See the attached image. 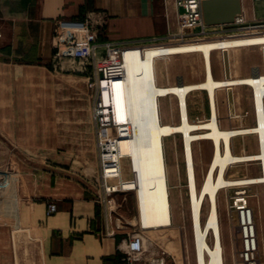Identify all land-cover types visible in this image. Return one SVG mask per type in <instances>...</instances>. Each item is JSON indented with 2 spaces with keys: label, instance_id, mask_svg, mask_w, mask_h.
<instances>
[{
  "label": "crops",
  "instance_id": "0c3cea01",
  "mask_svg": "<svg viewBox=\"0 0 264 264\" xmlns=\"http://www.w3.org/2000/svg\"><path fill=\"white\" fill-rule=\"evenodd\" d=\"M175 2L0 0V170L17 173L13 209H4L6 223L0 224V264H119L133 232L172 252L170 227L148 225L141 231L124 223L121 203L133 194H115V207L104 210L95 179L98 163L86 79L58 69L52 53L56 23L85 15L101 23L100 41L152 44L178 38ZM141 50L137 46L125 52L123 67ZM221 70L222 77L215 79L225 78L222 64ZM124 87L125 93V75ZM141 138L138 127L132 147L134 194L140 204ZM48 202L56 205L51 215L46 214Z\"/></svg>",
  "mask_w": 264,
  "mask_h": 264
},
{
  "label": "rangeland",
  "instance_id": "374dc122",
  "mask_svg": "<svg viewBox=\"0 0 264 264\" xmlns=\"http://www.w3.org/2000/svg\"><path fill=\"white\" fill-rule=\"evenodd\" d=\"M241 12L235 16L233 21L225 24L215 25L212 34L205 36H194L190 38H174L163 43L143 44L138 43L141 53L132 60L142 59L146 50L167 47L188 45L194 43H215V48L210 50V68L211 75L204 73V58L201 53L189 52L179 54H167L166 52L152 60L151 69V84L147 94V101L142 104L143 117L140 121L139 130L142 133L141 141L144 142L150 137L151 121L156 113V121L158 126V141L160 142L162 152V162L165 159L169 167V175L172 178L170 181L169 190V213L168 219L154 220L150 225H155L161 228L170 227L173 232L171 240L172 255L177 264H197L194 220L190 215V208L188 202L187 185L185 178V168L183 162V147L182 138L179 132L180 129V109L177 103L176 84L183 83L186 85L200 84L206 81L205 86L208 97H212V85L219 83L215 89V103L212 102L213 109L216 104L215 117L221 130L223 131H237L256 126L257 118L259 116V109L256 105L255 91L258 90L253 86L250 71L255 70L264 75V42L240 47V43H235L237 47L225 45L224 42L236 41L248 38L264 37V34L257 36H243V37H228L234 34L243 33L245 30H237L238 26L235 22L237 17L243 19V25H248L254 17L262 16V6H255L251 0H240ZM245 26V27H246ZM177 32L181 33L177 27ZM224 44L228 48L225 51L220 50V45ZM136 46V47H137ZM151 46V47H148ZM154 46V47H152ZM133 48V47H132ZM224 55L227 57V73L224 68V77L228 78L217 80L215 78L222 77L221 64L224 66ZM256 68V69H253ZM82 76V75H81ZM215 77V78H214ZM87 79L86 76H84ZM179 80V81H178ZM255 79L254 81H256ZM246 82V84H241ZM178 82V83H177ZM210 83V84H209ZM208 84L210 86H208ZM87 90V88H86ZM88 91V90H87ZM88 97L91 98L90 90ZM126 98L127 94L125 92ZM213 101V99H212ZM128 102V99H127ZM129 104V102H128ZM188 110L189 118L192 122H201L208 119V104L204 91H194L188 96ZM251 145L252 140L248 138ZM246 151L251 153V148ZM213 157V147L210 141L200 140L193 142V162L195 169V183L197 189V201L200 203L199 221L197 226L203 230V226L208 219L209 202L215 200L217 205L218 221L217 226L220 234V242L222 252L227 264H233L230 259L231 254V238H230V214H229V198L235 192L243 191L245 194L250 193L249 198V215L255 222L257 227V234L255 235V250L257 251L258 264H264V220H263V205L262 196H253L257 192L261 193V187L257 181V177L261 171L260 162L250 163H233L230 161L224 171V179L221 188L210 195L204 191V177L206 175L208 166ZM128 158L123 161L124 176L129 177L130 165ZM133 166V164H132ZM236 179V180H235ZM176 180V181H174ZM233 180V181H232ZM227 181L230 185L241 184L245 186H234L226 188L224 185ZM256 191V192H255ZM133 194V197H124L123 221L126 225L132 224L134 228L141 230L145 229L149 224L144 220L142 225L143 213L140 204V197L136 203L134 192L126 194ZM140 196V190L138 192ZM120 194V193H118ZM254 197V198H252ZM122 200V198H121ZM120 200V201H121ZM116 202V200H115ZM117 204V202H116ZM113 209V208H112ZM139 212V222H138ZM233 226L239 223L237 215H232ZM141 226H140V225ZM164 225V226H163ZM170 242V241H169ZM233 242L237 246L239 241L235 238L233 233ZM205 243L211 249L213 247V237L211 232L205 236ZM237 255V252H236ZM203 264H208L209 255L204 253ZM238 260V258H236ZM208 261V262H207ZM200 264V263H199ZM237 264H239L237 262Z\"/></svg>",
  "mask_w": 264,
  "mask_h": 264
},
{
  "label": "bare ground",
  "instance_id": "6f19581e",
  "mask_svg": "<svg viewBox=\"0 0 264 264\" xmlns=\"http://www.w3.org/2000/svg\"><path fill=\"white\" fill-rule=\"evenodd\" d=\"M253 34H264L253 32L247 36ZM241 44H257L264 42V37L248 38L236 41L224 42L225 45L237 47L235 43ZM224 44L220 45V50L223 52L228 47ZM215 43H194L188 45L167 47L164 49L154 48L146 50L142 59H136L133 61H126L124 64L125 86L126 94L129 102V117L126 109V99L124 93V77L122 80L117 81L113 86V106L115 110L116 120L122 125V130L125 132V139L120 141V153L129 162L133 164V136L138 137V127L143 117L142 104L147 101V94L151 84V69L152 60L162 53L167 54H179L189 52H200L204 58V73L211 75L210 68V50L215 48ZM123 59V56H122ZM256 69V68H253ZM257 70V69H256ZM250 78L253 80V86L258 90L254 92L256 95V105L259 109V116L257 118L256 126L253 128L237 130V131H223L220 129L216 117V104L215 103V89L219 83L212 85L211 92L212 97H208L206 93L207 79L203 83L195 85H186L183 83L176 84L177 90V103L180 109V129L179 132L182 138L183 147V162L185 168V178L188 193V202L190 208V215L194 220V233H195V246L197 249L196 259L197 264L204 262L203 254L209 255L208 264H227L222 252V246L220 242V234L217 226L218 214L217 205L215 200L209 202L208 219L203 226V230L197 226L200 222L195 224V221H199L200 203L197 201V189L195 179V169L193 162V142L206 140L210 141L213 147V157L208 166L206 175L204 177V191L213 195L222 186L224 179V171L227 164L232 161L233 163H250L260 162L261 171L257 177L259 186L261 187V193L258 192L253 196H262L264 201V75L255 70L250 72ZM257 79L256 81H254ZM179 81V80H178ZM210 84V83H209ZM208 84V86H210ZM194 91H204L208 104V119L201 122H192L189 118L188 110V96ZM213 99V101H212ZM123 104V108H122ZM215 110V111H214ZM151 129L150 137L144 142L138 144V160L140 176L143 183V197L141 198V205L143 211V217L146 224H152L154 220H161L163 218L168 219L169 213V190H170V175L169 167L166 160L162 162V152L160 142L158 141L159 128L156 121V113L154 117L150 119ZM132 130V132H131ZM133 133V135H132ZM248 138H251L252 144L248 142ZM234 143V145H233ZM247 148H251V153L248 154ZM242 152V153H240ZM130 165V172L132 173V179L123 182L126 189L135 190L137 188V176L135 173L134 165ZM236 180V179H235ZM176 181V180H174ZM233 181V180H232ZM227 181L226 184H228ZM247 185V184H245ZM241 184L236 185H224L226 188L234 186H245ZM248 186V185H247ZM256 192V191H255ZM168 193V195H167ZM250 193L246 194V204L249 203L248 197ZM242 197L237 196V198ZM254 198V197H252ZM234 197L229 198V214H230V238H231V254L230 259L233 264H237L238 256L236 255V246L233 242V233H235L236 226H233L232 215L234 211L232 209ZM249 208V206H248ZM264 215V205H263ZM264 220V216H263ZM253 224V236L255 244V235L257 234V227L255 222L250 221ZM211 232L213 237V247L210 249L205 243V236ZM255 249V246H254ZM208 262V261H207Z\"/></svg>",
  "mask_w": 264,
  "mask_h": 264
},
{
  "label": "built area",
  "instance_id": "2783aa9c",
  "mask_svg": "<svg viewBox=\"0 0 264 264\" xmlns=\"http://www.w3.org/2000/svg\"><path fill=\"white\" fill-rule=\"evenodd\" d=\"M205 0H176V21L180 29L178 38H190L212 34L215 25L207 26L203 22L202 2ZM262 5V16L254 17L250 24L243 25V19L237 17V30L243 33L228 37H243L253 32L264 33V0H251ZM90 15L82 18L59 20L56 23L53 41L52 62L58 69L69 73L86 76V88L91 93V118L93 124V139L97 156V171L95 179L101 191V202L104 210L111 211L115 207V194L134 192L126 189L123 182L132 179L124 176L123 161L120 153V141L125 139L122 125L116 120L113 106V86L124 77L122 56L134 43L100 41L99 26ZM246 26V27H245ZM185 38V39H186ZM125 134V135H124ZM17 173L0 170V224H5L4 209L12 211L15 194L12 184L16 183ZM242 196L237 198V196ZM245 192L237 191L234 197L233 211L238 216L239 223L235 228V238L239 241L237 256L239 264H258L257 251L254 249L253 224L246 204ZM6 209V210H7ZM56 212L53 202L47 203V215ZM143 230V229H142ZM146 239L141 232H133L124 248L125 255L119 264H177L172 253Z\"/></svg>",
  "mask_w": 264,
  "mask_h": 264
},
{
  "label": "water",
  "instance_id": "95a60500",
  "mask_svg": "<svg viewBox=\"0 0 264 264\" xmlns=\"http://www.w3.org/2000/svg\"><path fill=\"white\" fill-rule=\"evenodd\" d=\"M240 12V0H205L202 2L203 22L207 26L230 23ZM223 61L227 73L226 55H224ZM225 77L228 78V75Z\"/></svg>",
  "mask_w": 264,
  "mask_h": 264
}]
</instances>
